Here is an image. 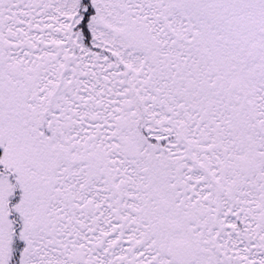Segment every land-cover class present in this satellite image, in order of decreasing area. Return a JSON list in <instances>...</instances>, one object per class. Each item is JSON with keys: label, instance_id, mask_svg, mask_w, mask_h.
I'll return each instance as SVG.
<instances>
[{"label": "snow or ice", "instance_id": "obj_1", "mask_svg": "<svg viewBox=\"0 0 264 264\" xmlns=\"http://www.w3.org/2000/svg\"><path fill=\"white\" fill-rule=\"evenodd\" d=\"M0 264H264V0H0Z\"/></svg>", "mask_w": 264, "mask_h": 264}]
</instances>
